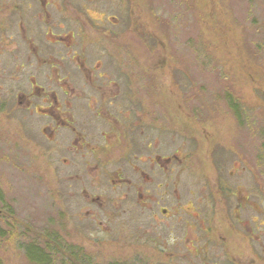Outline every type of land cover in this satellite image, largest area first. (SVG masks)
Wrapping results in <instances>:
<instances>
[{"label":"rangeland","instance_id":"rangeland-1","mask_svg":"<svg viewBox=\"0 0 264 264\" xmlns=\"http://www.w3.org/2000/svg\"><path fill=\"white\" fill-rule=\"evenodd\" d=\"M134 3L138 36L118 57H148V92L140 96L147 102L160 88L166 110L157 105V115L171 114L172 129L159 130V141H176L177 188L186 208L199 214V242L193 244L196 233L188 228L192 216L184 215L177 228L183 242L161 252L159 245L177 243L170 237L172 223L166 219L164 229L140 208L115 216L110 231H101L86 215L90 205L70 178L73 168L62 165L58 142L41 133V117L29 113L24 100L20 105L21 88L9 67L8 74L0 72V264H28L24 246L53 244L50 235L64 248L87 252L94 264H233L228 256L235 253L245 264H264V0ZM12 57L0 55L6 62ZM133 65L138 72L141 67ZM150 66L156 71H147ZM155 174L164 177L161 170ZM108 184L100 178L97 193L108 195ZM227 188L246 203L241 218L249 224L247 233L230 224L238 202L224 194ZM207 223L212 228L204 232ZM259 232L262 247L251 238ZM172 252L177 262L167 259Z\"/></svg>","mask_w":264,"mask_h":264},{"label":"flooded vegetation","instance_id":"flooded-vegetation-1","mask_svg":"<svg viewBox=\"0 0 264 264\" xmlns=\"http://www.w3.org/2000/svg\"><path fill=\"white\" fill-rule=\"evenodd\" d=\"M134 15V0H0V55L13 56L9 62L0 59V72L8 74L11 68L13 83L21 88L20 105L24 100L26 110L41 117V133L49 132L48 140L58 142L62 165L73 168L70 178L90 205L89 219L105 233L114 217L129 209L147 210L164 229L169 219L170 237L177 243L159 245L167 252L183 242L177 228L184 215L192 216L188 228L196 233L197 245L199 214L186 208L177 188L176 141H159L172 129L170 113L157 115V105L165 109L160 88L155 86L147 102L140 96L148 92L143 65L148 57L133 53L127 62L118 57L125 43L138 36L133 32ZM145 30H140L141 40L148 46ZM135 63L141 67L138 72ZM179 147L184 150L186 141ZM156 170H161L162 179ZM100 178H108V195L104 190L97 193ZM224 192L238 202L231 210L232 228L247 233L249 224L241 218L246 203L229 188ZM211 228L207 223L204 232ZM261 235L251 238L262 247ZM235 254L228 256L231 263L245 264L243 256ZM167 259L179 258L172 252Z\"/></svg>","mask_w":264,"mask_h":264},{"label":"trees","instance_id":"trees-1","mask_svg":"<svg viewBox=\"0 0 264 264\" xmlns=\"http://www.w3.org/2000/svg\"><path fill=\"white\" fill-rule=\"evenodd\" d=\"M231 98V105L238 113L239 106L233 103ZM234 110V111H235ZM53 244L48 242L46 244L30 243L24 246V254L28 264H54L59 261L62 264H94L91 255L78 248L68 247L64 248L61 242H58L56 237L49 236Z\"/></svg>","mask_w":264,"mask_h":264}]
</instances>
